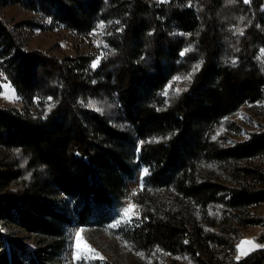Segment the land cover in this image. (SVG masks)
<instances>
[{
  "label": "trees",
  "instance_id": "16d2710c",
  "mask_svg": "<svg viewBox=\"0 0 264 264\" xmlns=\"http://www.w3.org/2000/svg\"><path fill=\"white\" fill-rule=\"evenodd\" d=\"M21 1L81 34L111 28L93 67L94 53L25 50L0 8V67L27 102L0 106V144L11 150L0 159V219L46 236L51 259L71 214L84 222L89 210L111 208L145 162L153 172L142 194L151 184L162 194L139 199L138 249L264 264V247L234 258L241 226H264L251 211L264 201V126L233 142L221 131L244 104L264 99V0ZM190 73L188 87L162 93ZM57 191L65 204L50 199ZM211 243L229 249L225 260L207 254ZM27 251L0 229V264H38L41 250L28 263Z\"/></svg>",
  "mask_w": 264,
  "mask_h": 264
},
{
  "label": "rangeland",
  "instance_id": "374dc122",
  "mask_svg": "<svg viewBox=\"0 0 264 264\" xmlns=\"http://www.w3.org/2000/svg\"><path fill=\"white\" fill-rule=\"evenodd\" d=\"M0 8L3 18L15 30L25 50H42L59 57L90 52L96 55L93 64L95 63L96 67L101 65L105 54L103 37L107 35L108 30L111 28V24L108 22L99 24L92 33L85 35L62 23H55L53 17L46 11L40 8H31L21 0H0ZM1 43L2 40L0 38ZM260 55L264 58V48L260 49ZM192 79L193 73L174 77L164 87L162 93L164 95L167 93L166 96H168L176 92L177 89L181 91L189 86ZM102 105L103 103H98V108L104 109ZM0 106L6 108L19 107L22 109L27 106L25 97L9 80L1 67ZM106 108L109 109V105ZM224 122L225 126L221 131L226 130L229 133V142L248 138L253 131L260 130L264 126V99L255 103L244 104L238 111L226 118ZM10 153L11 150L9 148L0 144V159L10 156ZM152 170L151 165L141 162L134 176L126 180L125 195L119 198L108 210L93 208L88 211L84 222L79 221L77 213H72L71 219L73 221L66 222L64 239L61 240L58 250L53 253L51 259L44 260L45 253L49 250L46 236L26 229L15 220L0 219V229L8 231L9 236L16 239L18 243L26 245L28 251L25 253V261L27 263L31 262L32 253L39 249L42 256H40L38 264H117L120 260L125 262L138 261L141 264H197L188 253L172 254L155 249L143 251L138 249L133 243V228L142 224L143 210L139 199L146 201L152 195L162 194V189L156 188L151 183L148 191L152 193H148L145 196L142 194L143 189L149 183ZM50 199L54 202L65 204L67 196L63 192L57 191L50 196ZM129 206H134L133 212L129 214L131 222H121L117 225L118 221L127 219L124 216V211ZM251 211L264 216V201L254 205ZM112 225L117 226L112 227ZM226 225H228L227 222L224 223V226ZM263 231L264 226L262 224L241 226L243 236L238 245L241 241L253 240L257 245L264 246L258 239ZM77 233H79V248L84 250L90 247L99 256L77 259ZM3 241V245H6L5 238ZM244 247L248 248L247 245ZM18 250L21 251L22 248L19 247ZM228 251L229 249L224 245L211 243L207 254L214 253L218 255L219 258L216 261L221 262L225 260V253H228ZM251 252L253 251L248 252V254ZM238 254L237 251L235 259ZM245 256H241L240 259ZM99 257H103V259Z\"/></svg>",
  "mask_w": 264,
  "mask_h": 264
},
{
  "label": "snow or ice",
  "instance_id": "6c2138e0",
  "mask_svg": "<svg viewBox=\"0 0 264 264\" xmlns=\"http://www.w3.org/2000/svg\"><path fill=\"white\" fill-rule=\"evenodd\" d=\"M245 2H248V0H245ZM101 27H103V25H101ZM92 66L96 67V64L94 63ZM177 79H179V78H177ZM188 79H190V77H188ZM177 91H179V89H177ZM165 95H167V93H165ZM133 208H134V206H129L128 208L125 209L124 216L127 219L124 221H118L117 225L121 222H124V223H130L131 222V216L129 214L133 212ZM117 225H112V227H116ZM245 245L248 246L247 249L244 247ZM259 247H264V246L257 245L255 243V241H253V240L241 241V243L237 246V251L239 254L236 256V260L239 261L241 256H245L248 254V252L254 251L256 248H259ZM90 256H99V254L96 253V251L94 249H91L90 247H87L86 249L81 250L79 248V233H77V259H88V258H90ZM99 258L103 259V257H99Z\"/></svg>",
  "mask_w": 264,
  "mask_h": 264
}]
</instances>
